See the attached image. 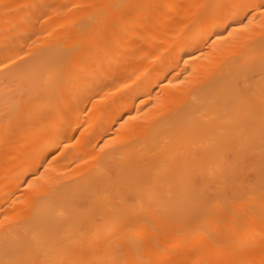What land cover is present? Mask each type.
Returning <instances> with one entry per match:
<instances>
[{"label":"bare ground","instance_id":"bare-ground-1","mask_svg":"<svg viewBox=\"0 0 264 264\" xmlns=\"http://www.w3.org/2000/svg\"><path fill=\"white\" fill-rule=\"evenodd\" d=\"M0 264H264V0H0Z\"/></svg>","mask_w":264,"mask_h":264}]
</instances>
